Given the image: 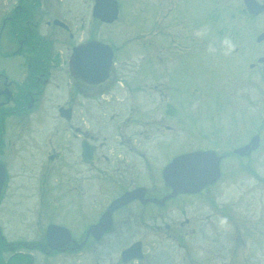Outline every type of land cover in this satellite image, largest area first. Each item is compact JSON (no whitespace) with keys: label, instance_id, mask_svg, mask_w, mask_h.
Here are the masks:
<instances>
[{"label":"flooded vegetation","instance_id":"af4514ba","mask_svg":"<svg viewBox=\"0 0 264 264\" xmlns=\"http://www.w3.org/2000/svg\"><path fill=\"white\" fill-rule=\"evenodd\" d=\"M63 1L67 0H15L3 16L2 32H14L17 40V48L7 52L22 51L25 60L17 67L21 77L0 70V264H255L252 257L240 251V224L247 234L253 227L257 231L264 229L263 175L254 177L261 185L258 195L247 194L242 200L226 205L218 199L222 193L216 189L223 174L199 192L176 195H172L173 190L164 179V167L176 156L212 149L181 150L183 142L174 149L166 146L168 134L178 132L169 125V117L181 124L185 121V97L176 91L179 85L171 81L172 74L167 75L171 82L166 86L157 84L151 92L152 97H160L162 103L157 109L162 111V118L154 117L155 126L150 127L162 129L166 136L161 133L155 143L158 150L155 157L148 142L154 132L147 124L138 134L126 130L133 126L132 116L126 122L125 118L119 120L115 129L123 130V134L112 142L101 135L105 129L102 124L92 132L85 117L82 123L74 125L71 115L65 126L68 134L65 146H59L57 151L52 139L46 142L47 150L45 145L38 146L42 141L38 140L40 134L31 136L34 125L28 123L41 115L39 104L47 98L45 92L54 73L64 64L59 51L54 49L52 34L56 30L67 34L72 44L69 49L77 45L73 43L74 30L57 6ZM43 26L50 36L41 33ZM91 37L83 43L99 40ZM116 64L114 61L110 67L106 81L85 85L81 95L88 111L98 108L93 101L98 100L100 105L102 101L108 105L120 101L122 95L118 96L114 89L124 83L115 76ZM109 110L96 112L101 116ZM11 121L17 124L12 125ZM209 132L201 130L202 142L208 141ZM252 136L232 148L231 155L243 161L252 160L260 148L259 142L247 156L234 153L235 149L250 144ZM85 143L94 145L92 162ZM51 144L54 145L50 148ZM219 156L222 163L227 154ZM110 159L116 166L103 171L101 161ZM161 160L164 162L155 172L154 162ZM58 162L59 165L65 162L74 170L65 175L57 173ZM126 193H131L130 201L110 211L111 203ZM202 202L207 210H201ZM101 220L105 229L95 227ZM122 243L125 246L118 252L105 247ZM133 245L137 246L135 251L129 257L124 256L123 251ZM257 260L261 264L264 258Z\"/></svg>","mask_w":264,"mask_h":264},{"label":"rangeland","instance_id":"374dc122","mask_svg":"<svg viewBox=\"0 0 264 264\" xmlns=\"http://www.w3.org/2000/svg\"><path fill=\"white\" fill-rule=\"evenodd\" d=\"M118 1L121 16L112 24H100L99 20L93 18L94 0H67L57 3V6L62 8L63 16L74 30V44L83 43L94 36L118 48L115 76L124 85L116 87L114 91L118 96L122 95L120 101L110 105L106 104L107 101H102V105L98 100L93 101L98 108L88 111V105L82 103L81 95L86 86L75 80L70 68L72 49L67 47L72 45L71 40L64 32L56 30L51 38L64 64L54 73L45 92L47 98L39 104L41 115L35 122L28 123L34 125L35 132L30 135L34 136L38 132V140H42L38 146L45 145V148L48 147L47 140L52 139L58 151L59 146L67 143L65 126L69 124L60 116L59 107L74 105L73 124L82 123L85 117L92 132L98 124H102L105 129L101 135L108 141L114 142L117 136H122L123 130L115 129L120 119L125 118L123 121L126 122L131 120V116L134 117L132 128L129 123L127 126L130 127L126 130L135 134L147 124L154 132L148 142L152 144L155 157L158 154L155 143L160 140L161 133L165 134L162 129L150 127L153 124L155 126L154 117L162 118V111L157 109L158 104L162 103L160 97H152L151 92L157 84L166 86L172 81L179 85L176 91L182 92L185 97V121L181 124L169 117V125L178 132L168 134L166 146L174 149L183 142L181 150L210 147L218 155L227 154L221 163V181L216 186L217 192L223 194L218 198L222 205L240 201L247 194L258 195L261 185L254 177L257 174L264 177V63L258 61L264 57V42L258 43L256 39L264 32V15L251 17L244 13L243 0ZM14 2L0 0V21ZM41 33L49 35L46 26L41 27ZM1 36L0 44L5 52L17 48L14 32L4 30ZM2 54L3 50L0 49V70L13 77H21L17 67L25 60L24 56L7 57ZM168 74L174 76L171 81L167 80ZM131 92H134L132 96L124 97ZM174 95H177L176 92ZM127 107L129 114L126 115ZM98 109L110 110L101 117L96 112ZM16 124L17 121L12 123ZM203 129L216 131L208 133L210 138L208 141L204 139L206 143L199 136ZM256 133L261 137V145L252 160L243 161L231 155L232 148ZM74 140L73 135V145ZM140 140L143 141V138ZM161 161L154 162L155 172L164 162ZM63 165L58 162L57 173L65 175L74 170L65 162ZM113 166H116L113 159L100 163L103 171ZM78 169L81 170L80 165ZM261 183L264 184V180ZM204 204L201 203V210L208 209ZM242 227L240 224V251L258 264L257 259L264 258V229L257 231L253 227L247 234ZM124 246L122 243L105 247L118 252ZM260 263L264 264V261Z\"/></svg>","mask_w":264,"mask_h":264},{"label":"water","instance_id":"95a60500","mask_svg":"<svg viewBox=\"0 0 264 264\" xmlns=\"http://www.w3.org/2000/svg\"><path fill=\"white\" fill-rule=\"evenodd\" d=\"M246 11L257 16L264 12V4L258 0H244ZM94 17L105 23H113L119 17V4L117 0H95L93 7ZM264 39V33L257 37V42ZM114 57V51L110 45L92 41L74 48L71 58L72 68L76 77L88 83H97L108 76L109 69ZM262 61V59H260ZM253 64L251 65V67ZM61 115L67 118L71 116V109H61ZM253 146L249 145L235 150L236 153L250 154L257 146L258 137L253 138ZM89 161H92L93 148L89 147ZM221 157L213 150L196 151L176 157L164 170L165 180L173 188V194L195 193L206 186L215 183L220 175ZM131 196L125 195L112 203L110 211L130 201ZM101 220L95 227L105 229ZM136 245L124 251V255H131Z\"/></svg>","mask_w":264,"mask_h":264}]
</instances>
